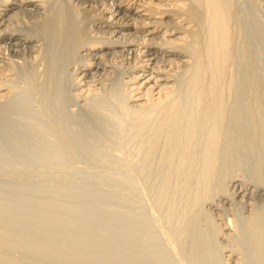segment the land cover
<instances>
[{
	"label": "bare ground",
	"instance_id": "1",
	"mask_svg": "<svg viewBox=\"0 0 264 264\" xmlns=\"http://www.w3.org/2000/svg\"><path fill=\"white\" fill-rule=\"evenodd\" d=\"M139 8L144 12L141 15ZM64 74L69 77L67 82L73 83L75 78L72 87L71 83L67 84L71 89L75 86L73 96L76 95L78 101L80 98L87 101L81 103L82 107L93 99L114 103L115 115L112 108L109 110L112 114L106 115L111 118L113 115L112 119L118 118L121 123L122 144L116 147L122 148L119 149L121 160L130 167L131 172H128L133 176H129L130 180L136 177L133 181L137 183V191L132 187L133 181H127L132 184L128 185L137 192L134 195L141 194L142 201H147L148 211L156 218L153 223L159 228L151 229L158 230L156 234L160 237L164 236L179 264H264V202L251 211L252 201H248L260 195L249 194L242 189L244 186L240 188L241 183H234L237 187L229 194L238 202H232L251 205L248 206L251 212L242 223L231 217V213L230 217L222 215L225 210L221 208L220 213L217 207L220 200L215 202L227 192L226 180L238 177L243 170L254 185L264 188V0H0V176L6 181L0 184L3 187L7 181L16 184L15 190L0 191V264H83L82 259H85L82 255L85 250L73 244V240L54 242L58 234L52 229L47 234L35 232L41 223L54 229L58 225V231L62 230L60 221L65 213L71 215L73 211L60 208L62 212L54 202L60 212L50 213L45 211L47 206L42 211L43 205L41 209L38 205L40 212L37 210L32 218L26 216L32 219L28 223H25V213H16L19 203H33L30 196L23 194L25 192H19L18 187H24L26 179L25 175L18 176L16 170L35 153L36 143L33 145L32 141L33 136L40 135L35 127L42 117L47 120L42 124L46 125L48 119L49 124L52 123L51 130L46 126L48 132H55H47L54 140L52 143L51 138L50 144L63 147L61 152L66 157L73 151L72 145H66L68 137L59 134V125L53 119L63 111L59 108L64 102H58L65 96L60 100H56V96L66 90L61 79ZM56 86L64 90L58 95L54 93L52 105L54 97L50 96L52 90H57ZM50 98L49 110L52 111L48 110L49 102H46ZM72 99L76 103L77 100ZM56 102L61 105L59 108ZM34 112L36 118L39 117L35 122L31 119ZM61 115L59 118L63 117ZM64 119L60 121L63 123ZM58 134L59 141H55ZM47 142H44L46 146L43 143L44 147L40 140L46 154L57 148L48 146ZM65 145L71 146V150ZM117 151L118 148L114 152ZM57 152L51 155L52 164L61 157ZM56 153L59 157H54ZM63 158L60 165L54 163L58 170L51 171L55 174L64 173V166L72 165ZM9 163L19 165L18 169L12 168L17 174L8 169ZM49 164L47 169L52 168ZM53 197L45 202L48 206L56 199ZM133 201L136 205L138 199ZM141 204L137 209L144 211L141 208L146 206ZM140 210L136 213L131 210L134 216L139 214L137 222L151 215L147 216L146 212L141 215ZM74 228L77 231V227L72 230ZM147 230L145 233L150 232ZM30 231L40 238L33 237ZM150 235L147 234L152 239ZM153 253L150 255L156 252ZM94 257L86 259L90 264H99L101 257ZM87 261L84 263L89 264Z\"/></svg>",
	"mask_w": 264,
	"mask_h": 264
},
{
	"label": "rangeland",
	"instance_id": "2",
	"mask_svg": "<svg viewBox=\"0 0 264 264\" xmlns=\"http://www.w3.org/2000/svg\"><path fill=\"white\" fill-rule=\"evenodd\" d=\"M110 3H113V2H110ZM114 3H116V2H114ZM123 4H125V2L123 3ZM135 9H133V11H134ZM138 11H139V15H141V14H143L144 12H142V9L141 8H139L138 9ZM260 12V11H259ZM126 13H128L129 14V12H126ZM142 18L143 17H146V18H143V19H146V20H148L149 18H147V16H141ZM80 24V26H82L83 25V23H79ZM118 71H119V69H118ZM71 77V76H70ZM73 78V77H72ZM72 78H70V79H72ZM62 79V82L64 81V83H63V88L65 89L66 88V90L65 91H63L64 89L63 88H61V86H60V88H59V86H56V87H54V89L56 90V91H54V90H52V92H51V98L52 97H54V93H56L57 95H58V93L60 94L61 93V91H63V93L60 95V96H56V94H55V96H56V100H58V98H59V100H60V97L61 98H63L64 96V100L63 99H61L60 101L61 102H58L59 104H62L63 102V105H62V107L61 108H59L60 106H58V103L56 104L55 103V105H57L58 106V108H59V110H61L62 111V113H60L58 110V112L60 113V114H63V115H61V116H63V117H61V118H59V116H60V114H57L58 115V117H57V115L55 114V112H53L56 116L53 118V119H55L56 121H57V126L59 125V127L57 128L58 130H59V134H66L65 136L66 137H68V139L66 138V137H63V135H62V137L63 138H66L65 139V142H66V145H72V147L71 146H66L67 147V149L68 150H71V148H72V152L71 151H69L68 153L71 155V156H69V155H67L68 157H69V160L67 159L68 157H66L65 156V154L63 155L62 154V150L64 151V149H63V147H60L59 148V145H58V147L57 146H53V145H51L50 144V142H51V138H52V140H53V137H49V135H48V133H50V132H48V130H47V128H46V126L48 127V129L49 130H51V127H49V126H51V124H49V122H50V120L48 119L49 117V115H47L46 117H48L47 119H48V125L46 124H42L41 122L42 121H45V122H47V120L44 118L43 119V117H42V119H41V122L39 121L38 122V125H36L35 123H34V125H36L37 127H35L38 131V133H40V135H41V138H39V136L40 135H38V134H36L35 136H33V140H34V138H35V140L34 141H32V143H33V145H34V150H35V153H32V154H30L31 156L29 157V159H27L28 161L26 162V163H29V164H26L25 162V164L23 165V166H19L17 163H9L11 166H8L7 167V165L6 166H3V167H5V169L6 168H8L9 170H11L12 168H14V169H18V166L20 167V170H21V172H20V170H16V171H19L18 172V174L16 173V172H14L13 170L14 169H12V171L15 173V174H17L18 176L19 175H25V177H23V178H25L26 179V181L23 183V186L24 187H18V188H20L19 189V192L21 191L22 193L23 192H25V193H23V194H26V197H29L30 196V199H32V202L33 203H31V201H25L24 203H19L20 205V207H18V206H15V207H18V208H16V210H17V212L16 211H13V214L16 212L18 215L20 214V213H25L23 216H24V219H26V222L25 221H23L22 220V222L24 223H28L30 220H32V219H30V220H28V218H30L31 216L33 217V216H35V212L40 208V206H42L43 205V207H42V211L45 209V207L47 206L48 207V209H47V207H46V209H45V211H50V213H52V211H55V212H60V211H58V209L59 210H61L60 208H63L64 210H66V209H69V211H73L74 212V214H71V215H73V216H71L70 215V212L69 213H65V215H64V213H63V218H65V219H63L62 218V216H61V218H62V220H63V222L65 223V226H64V223L62 222V220L60 221V223L59 224H63V226H61L60 225V228L62 229V230H60V231H58V227L56 226V228L54 229L53 227H49V225H45L44 223V226H41L42 225V223L40 224V227H37L36 228V233L37 234H41L40 232H42V233H51V229H52V232L54 231H56V235L58 234V235H60V236H56V239L54 240V242L56 241L57 242V239H58V241L59 240H61V239H63V240H61V241H64L65 240V242H67L68 241V239L71 241V240H73L72 242H73V244H76L78 247H80L81 249L83 248L85 251V254H82L83 255V257H85V259H82V263L83 264H85L86 262L85 261H87V259H86V257L88 258V260L89 259H93V257L94 256H99V257H101V264L103 263V264H179V262H178V260L176 259V257H174V255L170 252V250H169V248H168V246H167V244L165 243V239H164V236H162L163 237V239H162V237H160V235H158V233H159V231L158 230H156V232L158 231V233L156 234V232H154L155 231V229H159L157 226V228L155 227V223H153V219L155 218V215H152L151 214V212L150 211H148V203H147V201H146V203H147V206H146V203H144V201H142V199H141V194H137L138 196H140V198L137 196V195H134V193L137 191V189H138V187L136 188V186H135V183L136 182H134L135 181V178L133 179V180H130V177L129 176H131V174L129 175V173L131 172L130 170H128L129 168H128V165H125V164H123V161L121 160V155L122 154H120V151H121V147H119V146H121V144H120V141L122 142V137H121V135H123L120 131L122 130H120V127H121V123H119V119L117 118L116 120L114 119H112V118H114V116L113 115H115V105H111V102H109L108 104H110V105H108L107 104V101H109V100H106V103L103 101V100H105V99H103V100H89L88 102L89 103H86V105H83V107H82V105H81V103H83V102H85L86 100H84L83 101V99L81 100V98H80V100L78 101L77 100V98L78 97H76V95L75 96H73L74 95V90H72V89H74L75 88V86L71 89V87H72V84H75V78H73V80H72V82L73 83H71V82H69V81H71V80H69L68 82H67V79H69V77L68 76H66L65 74H64V77H62L61 78ZM60 79V80H61ZM59 80V81H60ZM57 82L56 84H58V83H60V82ZM66 83V84H65ZM67 83H71V85L70 84H67ZM62 84V83H61ZM67 85L66 87H64L65 85ZM59 85V84H58ZM68 85H70V86H68ZM69 87V88H68ZM60 89V91L58 92V90ZM68 88V89H67ZM69 89H71V90H69ZM68 90H69V92L71 93H69L68 92ZM69 94H68V93ZM73 92V93H72ZM52 93H53V95H52ZM69 95V96H68ZM71 95H72V98H75V101H76V103L74 102V99H72L71 98ZM51 98H50V101H49V99L48 100H46V102L48 103V106H47V108H48V110H49V104H50V102H52L51 104L52 105H54L53 103L55 102V97L54 98H52V101H51ZM63 100V101H62ZM71 102V103H70ZM87 102V101H86ZM91 102V103H90ZM100 102V104L98 105V103ZM47 103L45 104V106L47 105ZM70 103V104H69ZM51 104H50V106H51ZM85 104V103H84ZM90 104H92V106L90 105ZM65 105V106H64ZM75 105V106H74ZM101 105V106H100ZM103 105V106H102ZM70 106V107H69ZM86 106V107H85ZM99 108H98V107ZM53 107V109H54V106H52ZM52 107H50V108H52ZM85 107V108H84ZM95 107H97V108H95ZM103 107V108H102ZM106 107H108V109L106 108ZM94 108V109H93ZM111 108H112V111H113V115H112V118L111 117H109V116H107L106 114H109V115H111L112 114V111H109V110H111ZM46 109V108H45ZM51 111H52V109H50ZM49 110V111H50ZM56 110V109H55ZM54 110V111H55ZM71 110V111H70ZM96 110V111H95ZM30 111V110H29ZM84 111H85V113H84ZM102 111V112H101ZM103 111H104V113H103ZM65 112H66V114H65ZM90 112V113H89ZM107 112V113H106ZM110 112V113H109ZM36 112H34V114H35ZM49 112L47 111V114H48ZM51 113V112H50ZM52 113V114H53ZM57 113V112H56ZM102 113V114H101ZM37 114V113H36ZM36 114H35V116L33 117L32 116V120H33V118H34V120H33V122H35V120L36 119H38V118H36ZM53 114V115H54ZM75 114V115H74ZM96 114V116H95V118H94V115ZM98 114V115H97ZM103 114H105V115H103ZM53 115H51V118H52V116ZM65 115V116H64ZM38 116V115H37ZM67 116V117H66ZM86 116H88V117H86ZM75 117V118H74ZM90 117V118H89ZM105 117V118H104ZM107 117V118H106ZM36 118V119H35ZM50 118V119H51ZM65 118V119H64ZM67 118V119H66ZM70 118V119H69ZM74 118V119H73ZM115 118H116V116H115ZM30 119V120H31ZM59 119V120H58ZM63 119H64V122L62 123V121H63ZM88 119V120H87ZM101 119V120H100ZM109 121H108V120ZM29 120V119H28ZM40 120V119H39ZM60 120H62V121H60ZM73 120V121H72ZM75 120H76V122H75ZM53 121V120H52ZM51 121V122H52ZM56 121H54V122H56ZM68 121V122H67ZM69 121H71L70 122V125H69ZM105 121V122H104ZM31 123H33L32 121H30ZM29 121H28V123L29 124H31ZM37 122V121H36ZM53 122V123H54ZM89 122V123H88ZM101 122H102V124H101ZM78 123V124H77ZM107 123V124H106ZM109 123V124H108ZM111 123V124H110ZM56 123H54V125H55ZM112 124H113V126H112ZM25 125V124H24ZM77 125V126H76ZM110 125V126H109ZM42 126V127H41ZM116 126V127H115ZM39 127V128H38ZM119 127V128H118ZM91 128H92V130H91ZM109 128V129H108ZM114 128V129H113ZM46 129V130H45ZM77 129V130H76ZM112 129V130H111ZM120 130V131H119ZM42 131V132H41ZM43 131H45L46 133L44 134V132ZM53 131V130H52ZM65 131V132H64ZM67 131V132H66ZM119 131V132H118ZM48 132V133H47ZM72 132V133H71ZM52 133V132H51ZM50 133V134H51ZM53 133H55V132H53ZM52 133V134H53ZM99 133V134H98ZM112 133V134H111ZM118 133H120V134H118ZM44 136H43V135ZM59 134H58V136H55V137H57V139H55V141L56 140H58L59 141ZM113 134H114V137L115 138H113ZM55 135V134H54ZM56 135H57V133H56ZM110 135V136H109ZM118 137H117V136ZM38 136V137H37ZM101 136H103V137H101ZM37 138H38V140H37ZM46 139V140H45ZM37 140V141H36ZM40 140H41V143L43 144L44 142H49V144H48V146L49 145H51V146H53V147H57L56 149H52V151H49V152H47V154H46V152L45 151H43L41 148H43V146H44V144H45V146H46V143H44L43 144V146H42V144L40 143ZM67 140H69L70 142H68ZM113 140V141H112ZM44 141V142H43ZM37 142H39V143H37ZM47 142V143H48ZM68 142V143H67ZM52 143H54V140L52 141ZM56 143V142H55ZM59 143V142H58ZM57 143V144H58ZM119 143V144H118ZM79 144V145H78ZM107 144V145H106ZM117 144L119 145L118 147H116L117 146ZM74 145V146H73ZM41 146V147H40ZM44 146V147H45ZM47 146V147H48ZM33 147V146H32ZM39 147V148H38ZM46 147V148H47ZM71 147V148H70ZM105 147V148H104ZM106 147H107V149H106ZM111 147H112V149H111ZM36 148H37V150H36ZM45 148V149H46ZM50 147H48V149H49ZM117 148H118V153L116 152H114L115 150H117ZM42 151H41V150ZM62 149V150H61ZM79 149V150H78ZM96 149V150H95ZM113 150V152L112 151H108V150ZM119 149H120V151H119ZM50 150V149H49ZM60 150V151H59ZM66 150V149H65ZM105 150V151H104ZM38 151V152H37ZM56 151H58L60 154L59 155H61V157L62 156H64V158H63V160L64 159H66V160H64V162H67L69 165H70V163L73 165H70V167H68V168H66L67 166L65 165L64 166V164H63V166H64V168L66 169L65 170V172L67 173H61L60 172V174H59V172L57 173V174H55L53 171H55L54 169H56V170H58V168L57 167H55L54 168V163H55V166H57L56 164H58L59 163V165L61 164V160L62 159H60L61 157H59V155L56 153L55 155H54V157L56 156V155H58V157H59V160L58 161H60V162H58L57 160V162H55L54 161V163L52 164V162L53 161H51V155H52V157H53V154H54V152H56ZM41 152V153H40ZM42 152H45V154H42ZM66 152V151H65ZM112 152V153H111ZM67 153V152H66ZM99 153V154H98ZM38 154V155H37ZM44 157H43V156ZM76 157H75V156ZM118 155V156H117ZM41 156L43 157V158H41ZM74 156V157H73ZM109 156V157H108ZM35 157V158H34ZM71 157H73V158H71ZM120 157V158H119ZM33 160V162H32V160ZM40 159V160H39ZM72 160V162H71V160ZM99 159V160H98ZM35 160V161H34ZM39 160V161H38ZM103 160V161H102ZM106 162H105V161ZM110 160V161H109ZM120 160H121V162H120ZM26 161V160H25ZM42 161V162H41ZM46 161H48L47 163L49 164L50 162H51V164H52V168L50 167L51 166V164H49V167L51 168V169H47V163H46ZM50 161V162H49ZM119 161V162H118ZM75 162V163H74ZM109 164H108V163ZM21 164H22V162H20ZM35 163V164H34ZM37 163H39V165L37 164ZM41 163V164H40ZM66 163V164H67ZM77 163H80V166L79 165H77ZM85 163H86V165H85ZM103 163V164H102ZM116 163V164H115ZM123 165H122V164ZM8 164V165H9ZM84 166H83V165ZM90 164V165H89ZM105 164V165H104ZM113 164H115V165H117V167H115V165L113 166ZM119 164H120V166H119ZM12 165H13V167H12ZM27 167H26V166ZM37 165V166H36ZM41 165V166H40ZM44 165V166H43ZM58 165V166H59ZM68 165V166H69ZM100 165V166H99ZM112 166V167H111ZM124 166H126V167H124ZM36 167V168H35ZM81 167V168H80ZM83 167V168H82ZM25 168V169H24ZM33 168H35L34 170H33ZM40 170H39V169ZM42 168V169H41ZM64 168H63V170H62V172L64 171ZM73 168V169H72ZM97 168V169H96ZM102 168V169H101ZM126 168H127V170H126ZM4 169V168H3ZM27 169V170H26ZM28 169H30V170H28ZM32 169V170H31ZM70 169V170H69ZM72 169V170H71ZM123 169L125 170V171H127V172H125V173H127L128 174V176H124V175H126L125 173H124V171H123ZM9 170H7L6 172H9ZM22 170H25V171H22ZM51 170H53V171H51ZM74 170V171H73ZM117 170V171H116ZM4 171V170H3ZM28 171V172H27ZM72 171H73V173H72ZM80 171V172H79ZM112 171V172H111ZM128 171H130V172H128ZM25 172V173H24ZM38 172V173H37ZM69 172V173H68ZM76 172V173H75ZM240 172H242L241 173V176L239 177V174H240ZM239 173H238V177L236 176V177H232V178H234V181L232 180V181H230L232 178H230V180H226V183L225 184H227V185H225V189H228V190H226L227 192V195H225V194H223V195H221V196H218L217 198H216V200H215V202L216 201H218V200H220V202H219V204L221 205H223L224 206V204H225V206L227 207V206H229V207H227V208H229V210L227 209V208H225V206L223 207L222 205V207L219 205V206H217L218 207V211L221 213V211H223V210H225L224 211V213L222 212V215H227V216H229L230 217V215H231V217H236L235 219H238L237 221H238V223H242L244 220H245V218H246V215H247V213H250L251 211H254V210H256V209H258V208H260L261 206V201L262 202H264V196H263V194H264V188H261V187H259V186H257V185H254V182L250 179V177H249V174L248 173H246L247 171H240ZM24 173V174H23ZM27 173H28V176H27ZM32 173V174H31ZM34 173V174H33ZM54 173V174H53ZM120 173H122V175L120 174ZM39 174V175H38ZM47 174V175H46ZM51 176H50V175ZM64 174V175H63ZM122 176H120V175ZM248 176H247V175ZM42 175V176H41ZM57 175H59V176H57ZM75 175H76V177H75ZM133 175V174H132ZM26 176H27V178H26ZM36 176H38V177H36ZM53 176V177H52ZM60 176H62V177H60ZM112 176V177H111ZM125 178H124V177ZM246 176V177H245ZM2 177L3 176H0V178L2 179ZM42 177V178H41ZM127 177H129V178H127ZM131 177H133V176H131ZM123 178H124V180H123ZM244 178V179H243ZM247 178V179H246ZM117 179V180H116ZM125 179H126V181H125ZM129 179V180H128ZM3 180V179H2ZM2 180L0 181L2 184H4L6 181H4L3 180V182H2ZM28 180V181H27ZM41 180V181H40ZM239 182H238V181ZM127 181H129V182H131V181H133L134 183H133V185L131 184V183H129V182H127ZM230 181V182H229ZM236 181V182H235ZM252 181V182H251ZM60 182V183H59ZM62 182V183H61ZM119 184H118V183ZM246 184H244V183ZM12 183H13V181H12ZM50 185H48V184ZM58 183V184H57ZM229 183V184H228ZM236 185H239L240 183H241V185H240V188H242L241 186H244L242 189H244L245 191H247V193H249V194H256L257 196L258 195H260V196H258V197H254L253 199H249L248 201H252L251 202V204H252V206L250 205V204H246V203H248V202H243L244 204H245V206H243L242 207V205H244V204H242V203H240V204H238V203H233L232 201L234 200V202H238L237 200H236V198H232V196L230 195L231 193H232V190H234V187H237V186H235V184ZM253 183V184H252ZM65 184V185H64ZM67 184H69V185H67ZM122 184V185H121ZM128 184H130V185H132V187H134V188H136L135 190L136 191H132V187L130 186V185H128ZM137 184V183H136ZM250 184H252V185H250ZM1 185V184H0ZM6 185V186H5ZM4 185V187H3V185H1L3 188H2V190L0 189V191H2L3 193H8V192H10V191H12L15 187V183L14 184H12L11 185V182H9L8 183V181H7V183ZM9 185V186H8ZM46 185V186H45ZM57 185V186H56ZM60 185V186H59ZM54 186H56V187H54ZM129 186V187H128ZM138 186V185H137ZM228 188H227V187ZM232 186V187H231ZM253 186V187H252ZM9 187V188H8ZM46 187V188H45ZM4 188H6V189H4ZM125 188H127V189H129L130 191H128L127 189H125ZM260 188V189H259ZM11 189V190H10ZM48 189V190H47ZM231 189V190H230ZM246 189H248V190H246ZM255 189V190H254ZM15 190V189H14ZM37 190V191H36ZM127 190V191H126ZM134 190V189H133ZM251 190V191H250ZM253 190V191H252ZM256 190H258V192L256 191ZM57 191V192H56ZM20 192V193H21ZM27 192V193H26ZM37 192V193H36ZM40 192H42V193H40ZM127 192V193H126ZM250 192H252V193H250ZM36 193V194H35ZM126 193V194H125ZM137 193V192H136ZM135 193V194H136ZM138 193H139V190H138ZM230 193V194H229ZM28 194H30V195H28ZM128 194H130V195H134V196H130V195H128ZM32 195V196H31ZM34 195H35V197H34ZM51 195H55L54 197L53 196H51ZM255 195V196H256ZM137 196V197H136ZM228 196H229V198L231 199V202L232 203H230V200H229V198H228ZM31 197H33V198H31ZM36 197L38 198V199H36ZM50 197H53V199L54 198H56V199H54L53 200V204H49V206H48V204H46L45 202L47 201V199H49ZM132 197H133V199L136 201V199H138V201H137V203H136V205L135 204H133V199H132ZM135 197H136V199H135ZM224 197H226V198H224ZM131 200H130V199ZM145 198V197H144ZM143 198V200H146V199H144ZM228 198V199H227ZM45 199V200H44ZM51 199V198H50ZM49 199V200H50ZM139 199H141L140 200V202H139ZM222 199V200H221ZM227 199V200H226ZM257 199V200H256ZM259 199V200H258ZM38 200L40 201L39 203H38ZM42 200V201H41ZM56 200V201H55ZM224 200H225V203H224ZM253 200H255V201H253ZM117 201V202H116ZM227 201V202H226ZM30 202V203H29ZM42 202V203H41ZM48 202V201H47ZM56 203V205L57 206H59V208L57 209V208H55V203ZM61 202V203H60ZM223 202V203H222ZM38 203V204H37ZM57 203H60L59 205L57 204ZM132 204V206H131V204ZM135 203V202H134ZM141 204L142 206H146V207H142L141 209H143L144 208V211H142V210H140L139 208L137 209V207H138V204ZM143 203H144V205H143ZM229 203V204H228ZM27 204V206H25ZM36 205V207H34V205ZM45 204V205H44ZM228 204V205H227ZM231 204V205H230ZM256 204V205H255ZM24 205V206H23ZM38 205H39V208H38ZM54 206V207H50V206ZM135 205V206H134ZM140 205V206H141ZM22 206V207H21ZM241 206V207H240ZM248 206H251L250 208L251 209H253V210H249L250 208L248 207ZM27 207V208H26ZM32 209H31V208ZM135 207V208H134ZM209 207V206H208ZM220 207V208H219ZM29 208V209H28ZM34 208V209H33ZM66 208V209H65ZM134 208V209H133ZM223 210H222V209ZM247 208H248V212H247ZM31 209V210H30ZM41 209V208H40ZM55 209V210H54ZM57 209V210H56ZM77 209V210H76ZM80 209V210H79ZM226 209H227V212H229L228 214H227V212H226ZM232 209V210H231ZM244 209V210H243ZM246 209V210H245ZM22 210V211H21ZM26 210V211H25ZM35 210V211H34ZM77 212H76V211ZM131 210H133L132 212L133 213H136V212H138L139 210H140V213L142 212V213H144V215H145V212L146 213H148V214H146L147 216L149 215V214H151V215H149V217H146L145 216V218L144 219H146V221L143 219L142 221H140V222H142V223H140V222H137L139 219H138V217L137 216H139V214L137 215L136 214V216H134L135 214H133L132 212H131ZM134 210H137V211H134ZM243 210V211H242ZM29 211H31V212H29ZM62 211V210H61ZM80 211V212H79ZM148 211V212H147ZM19 212V213H18ZM38 212H40V210H38ZM63 212V211H62ZM66 212H67V210H66ZM123 212V213H122ZM150 212V213H149ZM245 212V213H244ZM15 213V214H16ZM47 213V212H46ZM132 213V216L131 215H128V214H131ZM142 213H141V215H142ZM231 213V214H230ZM16 214V215H17ZM29 214H31V215H29ZM44 214H45V212H44ZM49 214V213H48ZM68 214H69V216H68ZM76 214H77V216H76ZM15 215V216H16ZM20 215H22V214H20ZM29 215V216H28ZM140 215V216H141ZM235 215V216H234ZM26 216L28 217V218H26ZM151 216V217H150ZM31 217V218H32ZM67 217V218H66ZM133 217H135V219H134V222L136 221L137 223H138V225H137V223L135 222V224H136V227H138V226H140L139 228H136L134 225V222H133V218L131 219V218ZM142 217V216H141ZM144 217V216H143ZM244 217V218H243ZM23 218V217H22ZM137 218V219H136ZM156 219V218H155ZM155 219H154V221H155ZM244 219V220H243ZM79 220V221H78ZM243 220V221H242ZM144 221H145V223H144ZM242 221V222H241ZM62 222V223H61ZM151 222L153 223V225L151 224ZM24 223V224H25ZM69 223H71V224H69ZM76 223V224H75ZM79 223V224H78ZM129 223V224H128ZM131 223V224H130ZM81 224V225H80ZM133 224V225H132ZM140 224V225H139ZM148 224V226L147 227H145L144 228V226H146V225ZM23 225V224H22ZM28 225V224H27ZM26 225V226H27ZM29 225H30V223H29ZM74 225V226H73ZM76 225V226H75ZM131 225V226H130ZM144 225V226H143ZM25 226V225H24ZM67 226V227H66ZM70 226V227H69ZM77 227V231H76V228H74L73 230H72V228L73 227ZM33 227V226H32ZM31 227V228H32ZM44 227V228H43ZM64 228V230H63V228ZM81 227V228H80ZM133 227V228H132ZM141 227H143V228H141ZM155 227V228H154ZM34 228V227H33ZM48 228V230H46ZM58 228V229H57ZM71 228V229H70ZM136 228V229H135ZM148 230H147V229ZM154 229V231L152 230V229ZM45 229V230H44ZM54 229V230H53ZM93 229V230H92ZM139 229H141V230H139ZM34 230H35V228H34ZM68 230V232H66ZM132 230H134V231H132ZM145 230H147V231H149L150 230V234H152V232H154V236H153V234L152 235H150L149 233H145ZM152 230V231H151ZM29 231V230H28ZM32 231V230H31ZM30 231V232H31ZM48 231V232H47ZM62 231V232H61ZM63 231H64V234H63ZM142 231V232H141ZM39 232V233H38ZM58 232V233H57ZM60 232V233H59ZM71 232V233H70ZM141 232V233H140ZM143 232L146 234H143ZM161 232V231H160ZM31 233H33V232H31ZM31 233H29V234H31ZM74 234V237H72L73 236V234ZM78 233V234H77ZM88 233V234H87ZM137 233V234H136ZM28 234V233H27ZM34 234V233H33ZM65 234H68V235H65ZM82 236H81V235ZM147 234L148 235H150L149 237H151L152 239H150V238H148V236H147ZM161 234V233H160ZM45 235V234H44ZM156 235H158V236H156ZM27 237H28V235H26ZM33 236V235H32ZM36 236H38V238L36 237ZM35 236V234H34V236L33 237H36V239H39L40 237V235H36ZM61 236H66L65 238L64 237H61ZM77 236H79V238L77 237ZM59 237V238H58ZM61 237V238H60ZM67 237H69V238H67ZM72 237V238H71ZM75 237H77V238H75ZM154 237V238H153ZM158 237V239H156V238ZM42 238V237H41ZM141 238V239H140ZM76 239V240H75ZM82 239V240H81ZM87 239V240H86ZM154 239H156V240H154ZM67 240V241H66ZM152 240V241H151ZM154 240V241H153ZM161 240V241H160ZM76 241V242H75ZM160 241V242H159ZM163 241V242H162ZM75 242V243H74ZM53 243V242H52ZM61 243V242H60ZM81 243H82V247H81ZM166 245H165V244ZM64 244V243H63ZM85 246H84V245ZM90 244V245H89ZM158 244V245H157ZM51 245H53V244H51ZM76 245H74L75 247H76ZM87 245V246H86ZM88 245L90 246V248L88 247ZM77 247V248H78ZM86 247V248H85ZM160 247V248H159ZM155 248L157 249L156 251H154L155 250ZM79 249V248H78ZM163 249V250H162ZM90 252L89 254H88V251ZM162 250V251H161ZM167 252H166V251ZM160 251V252H159ZM94 252V253H93ZM155 253V255H150V253ZM163 252V253H162ZM153 253V254H154ZM158 253H159V255H158ZM148 254V255H147ZM85 255V256H84ZM87 255V256H86ZM92 255V256H91ZM158 256V258L157 257H155V256ZM90 256V257H89ZM103 256V257H102ZM134 256V257H133ZM154 256V257H153ZM165 256V257H164ZM92 257V258H91ZM96 257V258H97ZM147 257V258H146ZM174 257V258H173ZM95 258V257H94ZM153 258H154V260H153ZM157 258V259H156ZM156 259V260H155ZM163 259V260H162ZM98 260H99V258H98ZM106 261V262H104V261ZM150 260V261H149ZM173 261L175 262V263H173ZM41 262V261H40ZM85 262V263H84ZM88 263L90 262V261H87ZM73 263V262H72ZM72 263H67V264H72ZM99 263V264H100ZM43 264H46L45 262L43 263ZM90 264V263H89ZM98 264V263H97Z\"/></svg>",
	"mask_w": 264,
	"mask_h": 264
}]
</instances>
